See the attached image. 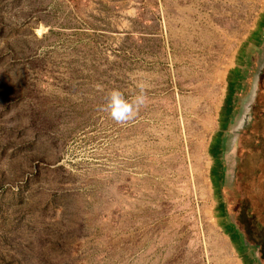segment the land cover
<instances>
[{
  "label": "rangeland",
  "instance_id": "374dc122",
  "mask_svg": "<svg viewBox=\"0 0 264 264\" xmlns=\"http://www.w3.org/2000/svg\"><path fill=\"white\" fill-rule=\"evenodd\" d=\"M263 47L264 0H0V264H259L222 145Z\"/></svg>",
  "mask_w": 264,
  "mask_h": 264
},
{
  "label": "flooded vegetation",
  "instance_id": "af4514ba",
  "mask_svg": "<svg viewBox=\"0 0 264 264\" xmlns=\"http://www.w3.org/2000/svg\"><path fill=\"white\" fill-rule=\"evenodd\" d=\"M251 81L249 88H246L244 92H242V96L240 98V105L237 107L235 118L233 122L229 123L228 126V134L226 138L223 140V151H224V183L226 190L232 193L236 197V207L232 210L231 220L233 228L240 234V237L245 246H249V241L247 240L246 231H241L239 227L235 223L234 216L243 208L246 210L247 215L250 220V227L253 228L252 236L259 238V242H263V233L264 227H261V224H258L256 220H259V216L256 215V208H253L254 200H258L257 191L255 188H251L249 180L247 178V174L243 167L246 162L253 156V160L255 161V153L252 152L251 148H257V152L259 151V142L260 138L263 137L261 135L255 134L256 128L254 127L257 120V114L263 109V102L258 99L253 106V109H248L252 103V98L256 93L255 97L257 98L259 91L264 89V47L261 50V53L257 59L256 66L252 71ZM258 90V91H257ZM247 121H252L250 127L243 128L244 124ZM258 129V128H257ZM250 144V145H247ZM264 153V151H263ZM259 159V158H258ZM259 166H256V170ZM253 202V204L251 203ZM248 232L251 233L250 228L248 227ZM246 242V243H245ZM248 243V244H247ZM254 247L258 248V244L254 245ZM256 254V259L259 264H264V258L258 252Z\"/></svg>",
  "mask_w": 264,
  "mask_h": 264
},
{
  "label": "clouds",
  "instance_id": "9594fccd",
  "mask_svg": "<svg viewBox=\"0 0 264 264\" xmlns=\"http://www.w3.org/2000/svg\"><path fill=\"white\" fill-rule=\"evenodd\" d=\"M141 94L136 97L127 99L119 90H113L110 93L107 109L110 110V115L118 123H125L134 117L135 111L145 102L143 95V87Z\"/></svg>",
  "mask_w": 264,
  "mask_h": 264
},
{
  "label": "trees",
  "instance_id": "16d2710c",
  "mask_svg": "<svg viewBox=\"0 0 264 264\" xmlns=\"http://www.w3.org/2000/svg\"><path fill=\"white\" fill-rule=\"evenodd\" d=\"M264 235V233H263ZM246 243V242H245ZM248 244V243H247ZM256 250H258V252L261 254V256H263L264 258V242H261L258 244V248H256Z\"/></svg>",
  "mask_w": 264,
  "mask_h": 264
},
{
  "label": "water",
  "instance_id": "95a60500",
  "mask_svg": "<svg viewBox=\"0 0 264 264\" xmlns=\"http://www.w3.org/2000/svg\"><path fill=\"white\" fill-rule=\"evenodd\" d=\"M247 108H248V106H247Z\"/></svg>",
  "mask_w": 264,
  "mask_h": 264
}]
</instances>
